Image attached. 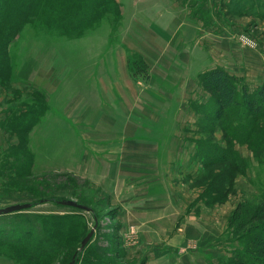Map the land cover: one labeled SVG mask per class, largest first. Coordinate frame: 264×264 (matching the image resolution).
<instances>
[{
    "label": "rangeland",
    "instance_id": "1",
    "mask_svg": "<svg viewBox=\"0 0 264 264\" xmlns=\"http://www.w3.org/2000/svg\"><path fill=\"white\" fill-rule=\"evenodd\" d=\"M111 1L116 10L115 15L104 6V12L97 14L98 18L83 23L86 24V29H76L70 33L69 37L74 39L53 35V42L50 37L36 40L41 34H50L31 26L28 18L33 10H29V6L22 12H16L20 5L12 0H0V32L3 27H19L10 37L0 33V208L15 203L38 201L22 212L47 215L51 218L52 226L63 229L65 238L62 250L49 264H65L81 238L94 225L91 212L60 204L56 200H77L92 207L100 218L97 235L95 232L86 244L87 247L98 246L110 256L116 255L119 260L118 251L123 249L126 256L125 247L138 243L134 228L121 231L116 208L109 205L106 193L89 180L88 172L91 173L89 167L93 160L92 173H98L101 168H105L104 159L75 155L80 142L65 141L67 136L60 132V125L57 134L55 126L53 128L51 124H47L51 121L49 101L42 90L35 88L34 82V69L42 61L41 54L46 48L48 51L52 48L59 59V64L55 63L59 76L65 71L61 77H55L59 81L53 98L57 104L55 113L58 117L65 116V103L76 95L78 88L86 85V81L83 82L85 71L96 73L103 69L102 62L106 64L110 60L109 51L105 50L107 44H116L120 37L122 16L117 3ZM179 1L185 11L202 22V29H210V32L219 36L221 33L231 32L234 35L232 40L237 43L235 42L236 45L230 52L236 57L240 52L237 50L238 45L264 49V12L261 7H249L246 10L248 13H243L233 7L226 9L231 0ZM49 2L53 8L58 6L73 11L76 8V4H71L69 0ZM234 10L237 12L234 13ZM259 12L261 16L254 15ZM21 18H24L22 25L19 24ZM67 24L70 26L71 22ZM102 37L108 39L105 41ZM231 44L234 45V41ZM219 51L223 53L222 49ZM128 53L131 52L128 51L127 55ZM260 58L264 60L263 52ZM261 75L262 77H257L247 69L244 75L237 76L243 77L250 90H254L264 83V73ZM203 88L208 97L198 112L202 116L200 124L199 118L197 120V136L200 139L185 142L189 146L185 150L187 163L183 164L179 156L173 161L160 159V168H192L188 172L174 169L171 173L173 185L178 186L180 192L175 194L174 189L170 188L171 201L166 215L174 221L170 222L169 235L166 233L162 241L153 237L148 242L154 246L153 249H158L159 246L176 249L177 254L173 252L170 255L173 264H221L227 261L231 247L236 243L231 240L232 234H228L232 231L228 229V221L239 204L256 203L264 199L262 131L250 140L235 139L233 134L226 135L209 113L215 108L214 99L211 92L204 86ZM84 90L78 92L83 94ZM244 113V109L240 108L238 116L233 117L234 120ZM186 116L188 119L195 116L194 110L187 109L184 118ZM263 120L264 118L261 122ZM192 130L193 128H188L187 132ZM199 140L207 142L202 145L203 149H200V143L198 147ZM212 144L225 151H219L216 155L205 154L207 146ZM211 157L213 158L209 160ZM120 262L132 263L126 257L120 259ZM138 262L145 263L144 259ZM17 263L13 261V264ZM76 264H81L80 260Z\"/></svg>",
    "mask_w": 264,
    "mask_h": 264
},
{
    "label": "crops",
    "instance_id": "2",
    "mask_svg": "<svg viewBox=\"0 0 264 264\" xmlns=\"http://www.w3.org/2000/svg\"><path fill=\"white\" fill-rule=\"evenodd\" d=\"M114 1L122 16L118 42L107 44L110 60L102 62L103 69L85 71L84 93L78 88L65 103V116L55 113L53 98L59 83L55 63L59 64V59L52 48L43 51L42 61L34 69L35 88L42 90L49 101L51 121L47 124L55 126L57 134L60 125V132L67 136L65 141L80 142L75 155L104 159L105 168L98 173H92L93 160L88 177L116 208L121 231L134 228L137 232L138 243L125 247L128 261L173 264L170 255L177 254L176 249H153L148 242L153 237L162 241L174 221L166 215L170 188L175 194L180 192L173 185L171 173L192 168H160V159L173 161L179 156L186 164L185 142L200 139L197 120L200 124L202 116L198 112L208 97L201 74L219 65L229 73L244 75L248 69L250 74L262 77L264 60L260 57L264 49L238 45L236 57L230 52L237 43L232 40L234 35L226 32L219 36L202 29V22L185 11L179 0ZM37 37V41L41 37L55 40L52 34ZM128 51L142 56L148 65L147 78L130 75ZM187 109L194 110L195 116L184 118ZM188 128L193 130L187 132ZM0 264L13 261L0 256Z\"/></svg>",
    "mask_w": 264,
    "mask_h": 264
},
{
    "label": "trees",
    "instance_id": "3",
    "mask_svg": "<svg viewBox=\"0 0 264 264\" xmlns=\"http://www.w3.org/2000/svg\"><path fill=\"white\" fill-rule=\"evenodd\" d=\"M12 1L20 5V9L17 8L16 12H22L28 6L29 10H33L28 21L34 29L42 30L50 35L68 38L74 30L86 29V24L83 23L92 18H98L97 14L104 12V6L110 9L114 15L116 12L111 0H69L71 4H76L74 11L58 6L53 8L49 0ZM255 6L261 7L264 12V0H231L226 9L233 7L237 11L240 9L243 13H248L246 10ZM254 15L261 16V12ZM23 22L24 18H21L19 24L22 25ZM70 22L71 25L68 26L67 23ZM64 23L67 26H62ZM3 28V32H0L2 36L12 35L19 30L16 25ZM127 68L131 76L143 75L144 78L148 77L147 64L142 56L137 53H128ZM200 78L203 86L211 92L214 99L215 108L209 113L213 116V120L219 123L218 125L222 127L226 135L233 134L235 139L250 140L255 137V134L260 135V131H262V141H264V120L261 122V119L264 118V83L254 90H250L243 77L229 73L221 66L204 71ZM240 108H243L245 113L235 121L233 117L238 116ZM199 143L200 149H203V144H207V142L199 140L198 147ZM253 144L257 145L254 141ZM207 147L208 149H204V152L209 155L210 153L216 155L219 151H225L224 148L214 144ZM256 154L259 155V152L256 151ZM56 201L58 202V200ZM30 203L33 206L38 201ZM91 213L97 222L94 236L95 232L97 235V230L100 227V218L95 214L93 208ZM229 228L232 231L228 230V234H232L231 240L236 241V243L231 247L228 260L221 264H264V199L256 203L244 202L239 204L228 221ZM62 231V228L52 226L51 218L47 215L22 211L1 214L0 256L16 261L17 264H49L62 250V243L65 238ZM80 241L68 256L65 264H68L72 255L77 251ZM103 251L98 246H85L83 251L77 253L74 264L79 260L81 264H122L120 259L125 258L123 249L117 252L118 257H120L119 260L115 257L116 255L110 256L108 252Z\"/></svg>",
    "mask_w": 264,
    "mask_h": 264
},
{
    "label": "water",
    "instance_id": "4",
    "mask_svg": "<svg viewBox=\"0 0 264 264\" xmlns=\"http://www.w3.org/2000/svg\"><path fill=\"white\" fill-rule=\"evenodd\" d=\"M58 202L60 204H63V205L75 207V208H78L80 210H84V211H87V212H92V208H90L89 206H87V205H85L83 203H80V202H78L77 200H74V199H61ZM30 207H32V204L30 202L11 204V205H8V206L0 208V215L1 214L13 213V212H19V211H22V210L30 208ZM96 224H97V222H96V219L94 218V225L85 234V236L82 238V240L80 241L79 247L77 248V251L72 255V258L68 262V264H74L76 256H77V253L80 252L86 246V244L89 242V240L93 236V233H94L95 228H96Z\"/></svg>",
    "mask_w": 264,
    "mask_h": 264
}]
</instances>
